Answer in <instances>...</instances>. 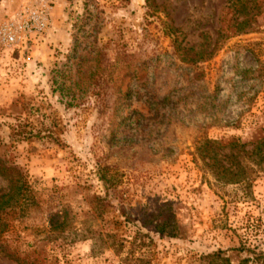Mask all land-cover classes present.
<instances>
[{
	"label": "rangeland",
	"instance_id": "1",
	"mask_svg": "<svg viewBox=\"0 0 264 264\" xmlns=\"http://www.w3.org/2000/svg\"><path fill=\"white\" fill-rule=\"evenodd\" d=\"M263 131L264 0H57L0 46V264H258Z\"/></svg>",
	"mask_w": 264,
	"mask_h": 264
},
{
	"label": "built area",
	"instance_id": "2",
	"mask_svg": "<svg viewBox=\"0 0 264 264\" xmlns=\"http://www.w3.org/2000/svg\"><path fill=\"white\" fill-rule=\"evenodd\" d=\"M57 0H2L4 18L0 21V46L25 48L46 34L50 11Z\"/></svg>",
	"mask_w": 264,
	"mask_h": 264
},
{
	"label": "trees",
	"instance_id": "3",
	"mask_svg": "<svg viewBox=\"0 0 264 264\" xmlns=\"http://www.w3.org/2000/svg\"><path fill=\"white\" fill-rule=\"evenodd\" d=\"M135 81L137 82L138 79L135 78ZM119 87H121V86H119ZM127 87H125L122 90V92L118 88L119 90L117 91L116 104H118L119 102H123L120 100L128 101L131 99L132 91H130ZM166 97L167 96L165 94L161 98H157V101H156V98L152 95L150 98H152V102H155V104L158 102L157 104H159L160 102L166 101ZM119 106L121 107V104H119L118 107ZM216 145H217V143H215L213 141H210L207 139L202 140V142L200 144L201 157L206 158L208 160L210 167L213 169V173H214L215 177L220 178V179H225L227 182H230V181L232 182L234 180L236 181L238 179L237 177H239L241 174H243V168L237 167V169L239 171H235L234 173H232L229 166L224 167L223 165H221L219 163V161L216 160L212 155V153H216V151H215ZM228 145L231 147L232 146L236 147L234 143H230ZM254 150H255V155H257V157H258V162H260V161L264 162V131H263L262 137L256 143ZM0 175L5 177V178H8L12 181V185H13L12 189L18 190L21 188L22 184L19 181V177H18L19 173H18L17 169L12 165L6 164L1 159H0ZM99 179L103 181V178H99ZM6 195L7 194L0 195V201L3 198L7 197ZM0 209H1V207H0ZM153 228L158 233L162 232V230L157 225H154ZM255 257L258 258V262H259L258 264H264V254H258ZM204 258L210 259L211 261L214 262V258H218V257L216 254H211V255H205ZM223 263H226V260H223Z\"/></svg>",
	"mask_w": 264,
	"mask_h": 264
}]
</instances>
